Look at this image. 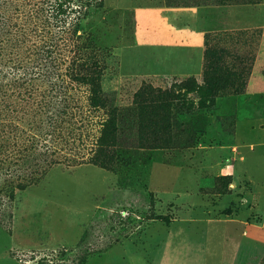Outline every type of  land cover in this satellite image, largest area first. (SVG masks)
Segmentation results:
<instances>
[{"label":"rangeland","instance_id":"374dc122","mask_svg":"<svg viewBox=\"0 0 264 264\" xmlns=\"http://www.w3.org/2000/svg\"><path fill=\"white\" fill-rule=\"evenodd\" d=\"M0 136V264H264V0H0Z\"/></svg>","mask_w":264,"mask_h":264},{"label":"trees","instance_id":"16d2710c","mask_svg":"<svg viewBox=\"0 0 264 264\" xmlns=\"http://www.w3.org/2000/svg\"><path fill=\"white\" fill-rule=\"evenodd\" d=\"M47 50L45 49V51L47 52V54L50 56L52 51H53V48H50V46L46 47ZM87 85H89L90 89L94 88L95 85H96V82L95 81H91L90 79L85 82ZM141 89V88H140ZM139 89V90H140ZM60 103H63V102H60ZM38 106H39V109L40 108H46L50 111V107L52 105H55V102L52 100V98H41L38 100ZM55 111V110H54ZM54 111H51V114L52 115H49V119L52 120V125L61 129V123L63 121V118L61 119V121H57V118L54 116L53 112ZM64 113L63 109H58L57 110V115H60ZM105 128L103 131H101V142H103V144L105 145H112L113 142H114V139H115V133H116V129H115V124L113 123V121H107L106 124H104ZM13 130H17L19 129V126L17 125H12L11 126ZM25 132V131H23ZM13 137V138H12ZM11 138L13 139L11 142V148L8 150V154L6 153L5 154V159H8L7 157L8 156H13L17 153V147H16V141L19 140V138L17 136H12ZM0 139H3V137L0 136ZM24 139H27V136L24 137ZM29 140H32V142H36L35 141V137L32 136L29 138ZM100 144V143H99ZM59 146V144H53V147L54 148H57ZM4 152H0V154H2ZM39 175V171H37V169H34L30 172H27L24 176H20L18 179H19V182H17V184H15L13 187L15 188H18V189H25L28 185H30L34 180L37 179ZM8 198H13V193L12 192H8V195H7Z\"/></svg>","mask_w":264,"mask_h":264}]
</instances>
